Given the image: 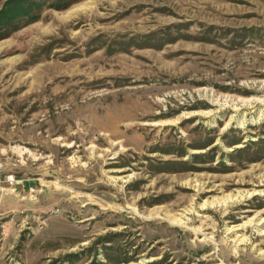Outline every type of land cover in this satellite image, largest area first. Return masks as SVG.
<instances>
[{
	"label": "rangeland",
	"instance_id": "obj_1",
	"mask_svg": "<svg viewBox=\"0 0 264 264\" xmlns=\"http://www.w3.org/2000/svg\"><path fill=\"white\" fill-rule=\"evenodd\" d=\"M0 264H264V0H0Z\"/></svg>",
	"mask_w": 264,
	"mask_h": 264
},
{
	"label": "built area",
	"instance_id": "obj_2",
	"mask_svg": "<svg viewBox=\"0 0 264 264\" xmlns=\"http://www.w3.org/2000/svg\"><path fill=\"white\" fill-rule=\"evenodd\" d=\"M6 181L10 184H19V181L16 179L15 175H8Z\"/></svg>",
	"mask_w": 264,
	"mask_h": 264
},
{
	"label": "bare ground",
	"instance_id": "obj_3",
	"mask_svg": "<svg viewBox=\"0 0 264 264\" xmlns=\"http://www.w3.org/2000/svg\"><path fill=\"white\" fill-rule=\"evenodd\" d=\"M172 222L175 223V224H179V225H184L185 224V222L182 219L173 218Z\"/></svg>",
	"mask_w": 264,
	"mask_h": 264
}]
</instances>
